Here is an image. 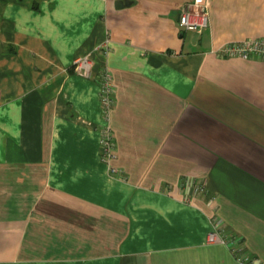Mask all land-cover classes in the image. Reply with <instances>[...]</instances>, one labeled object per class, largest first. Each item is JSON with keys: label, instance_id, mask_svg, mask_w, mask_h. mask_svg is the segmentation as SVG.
<instances>
[{"label": "crops", "instance_id": "obj_1", "mask_svg": "<svg viewBox=\"0 0 264 264\" xmlns=\"http://www.w3.org/2000/svg\"><path fill=\"white\" fill-rule=\"evenodd\" d=\"M32 1L0 0V264H239L214 215L263 262L264 59L215 51L264 38V0H207L199 32L190 0Z\"/></svg>", "mask_w": 264, "mask_h": 264}, {"label": "built area", "instance_id": "obj_2", "mask_svg": "<svg viewBox=\"0 0 264 264\" xmlns=\"http://www.w3.org/2000/svg\"><path fill=\"white\" fill-rule=\"evenodd\" d=\"M206 5L207 0H190L183 4L179 10L180 12L177 19L180 29L199 32L205 28L208 23ZM215 52L218 56H239L242 58L257 56L264 59V38L254 37L243 38L242 40H231L221 45ZM73 63V71L75 74L86 77L92 76L93 63L87 55L77 56L73 60ZM98 73L99 85H101V109H103L105 118L108 120L110 110L112 109L111 107L115 101L114 88L111 82V74L105 66L102 67ZM100 133V156H102L104 160H109L113 157L115 144L108 122L100 129ZM184 186L188 188V190L192 189V191L197 194H201L205 191L202 181L196 183L191 178L186 179ZM210 223L211 229L207 233L208 242H218L228 247L239 264H264V261L261 262L258 257L252 254L249 255L246 252L242 237L228 231L224 222H222L218 215H214Z\"/></svg>", "mask_w": 264, "mask_h": 264}, {"label": "water", "instance_id": "obj_3", "mask_svg": "<svg viewBox=\"0 0 264 264\" xmlns=\"http://www.w3.org/2000/svg\"><path fill=\"white\" fill-rule=\"evenodd\" d=\"M130 1L128 0H116V7H122L123 4H129Z\"/></svg>", "mask_w": 264, "mask_h": 264}, {"label": "trees", "instance_id": "obj_4", "mask_svg": "<svg viewBox=\"0 0 264 264\" xmlns=\"http://www.w3.org/2000/svg\"><path fill=\"white\" fill-rule=\"evenodd\" d=\"M38 4H39V0H33L31 5H32V7L34 9L37 10V9H39V5Z\"/></svg>", "mask_w": 264, "mask_h": 264}]
</instances>
